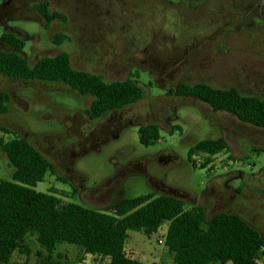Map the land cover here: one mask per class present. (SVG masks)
Segmentation results:
<instances>
[{"label": "rangeland", "instance_id": "obj_1", "mask_svg": "<svg viewBox=\"0 0 264 264\" xmlns=\"http://www.w3.org/2000/svg\"><path fill=\"white\" fill-rule=\"evenodd\" d=\"M31 2L12 0L7 7L14 11L0 18L5 27L13 28L8 30L13 36L24 41L29 65L64 52L75 70L107 82L134 79L143 90L137 103L92 121L85 113L91 98L62 84L0 75V94L8 97L0 128L11 132H0V138L26 139L53 167L35 190L47 193L53 188L62 203L98 210L124 198L169 195L183 200L187 208L204 207L209 218L220 212L239 214L264 240V130L214 111L196 98L172 93L181 84H206L235 87L243 95L264 99V19L213 11V2ZM38 2H47L65 21L47 25L34 9ZM3 33L6 29L0 26V36ZM56 34L68 39L56 44ZM0 49L13 51L1 42ZM155 122L159 139L145 147L139 143L138 127ZM175 127L180 130L171 134ZM218 138L229 150L211 164L201 167L203 156L195 157L196 164L188 159L194 144ZM11 173L0 149V179L9 180ZM166 230L163 224L151 236L128 232L126 255L145 264H173L164 244ZM25 243L29 253H14L9 264H36L46 256L34 237ZM52 260L108 264V259L85 255L68 244L58 246ZM258 264H264V256Z\"/></svg>", "mask_w": 264, "mask_h": 264}, {"label": "trees", "instance_id": "obj_2", "mask_svg": "<svg viewBox=\"0 0 264 264\" xmlns=\"http://www.w3.org/2000/svg\"><path fill=\"white\" fill-rule=\"evenodd\" d=\"M35 9L47 25L54 20L65 21L64 15L51 11L47 2L36 4ZM3 39L13 51L0 52V74L15 80L62 84L78 95L91 97L85 113L92 121L143 98V90L134 79L107 82L98 75L75 70L64 52L29 65L23 56L24 41L6 33ZM66 39L56 34L54 42L61 44ZM172 93L196 98L214 111L264 130V99L243 95L234 87L221 89L206 84L181 85ZM7 102V94L1 93L0 114L6 112ZM175 130L180 129L175 127L170 133ZM0 132L11 133L5 128ZM138 136L141 145L152 146L159 139V128L140 127ZM0 149L12 167L10 179H0V264H9L16 252L28 254L27 237H34L46 254L36 264H62L52 260L61 244L108 259V264H145L126 255L128 232L151 236L163 224H167L164 244L173 264H258L264 256L260 232L235 213L220 212L209 218L204 207L187 208L179 198L154 193L124 198L104 210L62 203L53 188L47 193L35 190L53 167L33 145L20 137L0 138ZM228 150L222 138L204 139L189 148L187 157L196 164L195 157L203 156V167Z\"/></svg>", "mask_w": 264, "mask_h": 264}, {"label": "flooded vegetation", "instance_id": "obj_3", "mask_svg": "<svg viewBox=\"0 0 264 264\" xmlns=\"http://www.w3.org/2000/svg\"><path fill=\"white\" fill-rule=\"evenodd\" d=\"M12 0H0V18H2L3 16H7L8 13H12L14 11V9H9L8 6V3L11 2ZM26 1V0H24ZM32 1L31 2V5H33V3L35 2V0H30ZM184 1H194V2H213V4L215 5L216 9H213V11H218V12H222V11H227V12H230V10L234 13L237 14V12L241 13V15H244L245 18H257L259 20H263L264 19V0H184ZM218 1H224L226 2L224 6H220ZM39 3H43V2H38V3H35L36 4H39ZM212 4V5H213ZM27 6V4H25ZM33 7V6H32ZM229 10H226L228 9ZM34 9H35V6H34ZM211 10V8H209ZM17 10V8L15 9ZM230 15H232V13L230 12L229 13ZM1 20V19H0ZM5 22V23H4ZM4 22H0V26L4 27L6 29V34H11L10 31L8 30H13V28H7L5 27V24H6V21L4 20ZM5 34V33H3ZM3 34L0 36V42L2 44H6V45H9L4 39H3ZM10 46V45H9ZM11 47V46H10ZM0 52H6V53H9V51H4L2 49H0ZM23 56H24V52H23ZM25 58V56H24ZM28 62V61H27ZM29 64V63H28ZM2 75V74H0ZM3 77H6L4 75H2ZM8 78V77H7ZM181 85H185V84H181ZM181 85H178L175 87V89L173 90V92H175V90L181 86ZM235 88V87H234ZM237 89V88H236ZM240 92V91H239ZM175 96H178V97H185V96H180V95H176V93H173ZM81 96V95H80ZM248 96V95H246ZM84 97V99H87V98H91L89 96H82ZM252 97H255V96H252ZM258 98V97H257ZM92 99V98H91ZM92 102V100H91ZM90 102V104H91ZM133 105V104H132ZM129 106V105H128ZM126 107V106H125ZM118 111V110H117ZM105 115V114H104ZM137 124V123H136ZM244 124V123H243ZM130 125H134L133 122L130 123ZM146 125H155L158 127L157 123H150V124H146ZM146 125H143V126H146ZM247 125V124H246ZM136 126V125H135ZM143 126H140V127H143ZM250 126V125H249ZM138 127V128H140ZM159 128V127H158ZM259 129V128H258ZM238 204V203H237ZM233 207L235 208V210H237L238 212L241 211V208L239 205H233ZM239 215V214H238ZM241 217V215H239ZM242 218V217H241ZM243 220L246 221V219L242 218ZM247 222V221H246ZM249 224V222H247Z\"/></svg>", "mask_w": 264, "mask_h": 264}, {"label": "built area", "instance_id": "obj_4", "mask_svg": "<svg viewBox=\"0 0 264 264\" xmlns=\"http://www.w3.org/2000/svg\"><path fill=\"white\" fill-rule=\"evenodd\" d=\"M159 243H162V241L160 240Z\"/></svg>", "mask_w": 264, "mask_h": 264}]
</instances>
